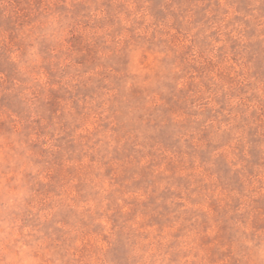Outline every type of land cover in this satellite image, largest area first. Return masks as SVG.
Instances as JSON below:
<instances>
[{
	"label": "rangeland",
	"instance_id": "obj_1",
	"mask_svg": "<svg viewBox=\"0 0 264 264\" xmlns=\"http://www.w3.org/2000/svg\"><path fill=\"white\" fill-rule=\"evenodd\" d=\"M0 264H264V0H0Z\"/></svg>",
	"mask_w": 264,
	"mask_h": 264
}]
</instances>
